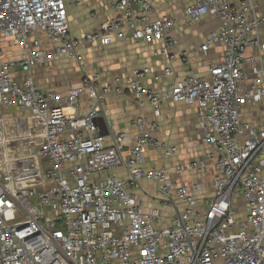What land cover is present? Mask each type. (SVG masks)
Wrapping results in <instances>:
<instances>
[{"label": "built area", "instance_id": "built-area-1", "mask_svg": "<svg viewBox=\"0 0 264 264\" xmlns=\"http://www.w3.org/2000/svg\"><path fill=\"white\" fill-rule=\"evenodd\" d=\"M78 1L0 0V108L11 114L0 115V264H264V7L200 0L180 20H152L149 0H104L115 14L76 38L68 7ZM209 15L221 27L200 50L222 44L221 61L208 63V76L178 79L171 64L188 62L189 54L173 52L175 27ZM40 33L53 50L43 49ZM118 40L161 43L155 55L168 59L171 82L159 91L148 87L145 67L107 86L98 74H85L66 94L36 85L35 68L77 59L84 45L105 48ZM5 42L22 49L20 59H5ZM20 72L27 77L14 80ZM127 92L158 115L165 103L196 106L208 152L176 172L212 168L208 202L199 184L177 186L166 166L144 168L147 146L166 159L178 152L154 137L158 121L133 122L139 134L128 159L127 133L111 146L99 133L105 98ZM85 95L92 103L80 114ZM122 167L129 180L110 173ZM143 180L156 184L153 201L161 208L147 210L131 191Z\"/></svg>", "mask_w": 264, "mask_h": 264}, {"label": "crops", "instance_id": "crops-1", "mask_svg": "<svg viewBox=\"0 0 264 264\" xmlns=\"http://www.w3.org/2000/svg\"><path fill=\"white\" fill-rule=\"evenodd\" d=\"M154 12L152 20L159 18L180 20L185 9L190 4L200 0H149ZM261 10L264 7V0H254ZM115 12L113 8L104 3V0H79L76 5H69L68 15L72 35L82 38L86 33L95 31L99 25L107 21ZM220 20L215 16H206L198 23H177L174 35L178 40V47L173 50L175 54L187 52L188 62L177 58L172 62V68L177 78H183L194 72L199 76H208V63H219L223 56L224 46L214 45L207 54L200 50L201 45L207 40L210 34L219 30ZM264 40V28L261 32ZM41 46L45 50H53V44L43 33L39 34ZM5 59L17 60L23 54L21 48L13 46L10 42L4 43ZM162 47L161 43L130 42L118 40L108 47L98 45H84L80 48L78 58L62 57L59 61L33 70L32 76L36 85L43 91H55L66 94L69 90L81 84L85 74H98L103 86L111 85L117 77L129 78L133 72L141 68L151 70L145 84L156 90H162L171 79L164 74V68L169 66L167 58L156 56L155 52ZM27 75L16 73L14 80L23 81ZM91 101L85 95L81 98L79 113L87 114L90 110ZM69 111V110H68ZM71 111V110H70ZM0 115L11 116L10 112H4L0 108ZM100 134L106 136L108 145H113L115 137L120 133H127L129 141L123 148V156L128 159L134 147L135 137L139 134L133 122L138 117H145L148 121H158L160 130L154 137L161 143L173 145L178 149L174 157L166 159L162 153L153 146L144 149V168L166 166L171 179L177 186L191 188L199 184L202 188L201 198L209 201L213 195V180L215 172L212 168H206L198 172H184L178 174V165L186 166L193 161L204 160L208 147L202 142L198 132L197 108L187 103H165L161 114L158 115L150 104L142 105L131 93L109 94L104 101L101 113ZM123 180H129L130 175L126 167L117 168L110 172ZM141 189L132 188L131 191L138 200L142 201L147 210L162 207L153 198L156 194V184L143 180L140 182ZM163 210V209H162ZM169 213L168 210H164Z\"/></svg>", "mask_w": 264, "mask_h": 264}]
</instances>
